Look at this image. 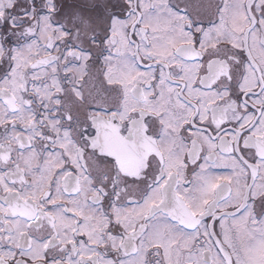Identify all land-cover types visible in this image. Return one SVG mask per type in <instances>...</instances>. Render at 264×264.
<instances>
[{"label":"snow or ice","instance_id":"1","mask_svg":"<svg viewBox=\"0 0 264 264\" xmlns=\"http://www.w3.org/2000/svg\"><path fill=\"white\" fill-rule=\"evenodd\" d=\"M0 264H264V0H0Z\"/></svg>","mask_w":264,"mask_h":264}]
</instances>
